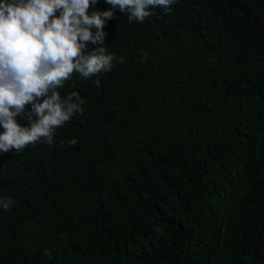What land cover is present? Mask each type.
I'll return each mask as SVG.
<instances>
[{"label": "trees", "instance_id": "16d2710c", "mask_svg": "<svg viewBox=\"0 0 264 264\" xmlns=\"http://www.w3.org/2000/svg\"><path fill=\"white\" fill-rule=\"evenodd\" d=\"M153 12L58 86L82 103L53 143L0 154V264H264V0Z\"/></svg>", "mask_w": 264, "mask_h": 264}, {"label": "clouds", "instance_id": "9594fccd", "mask_svg": "<svg viewBox=\"0 0 264 264\" xmlns=\"http://www.w3.org/2000/svg\"><path fill=\"white\" fill-rule=\"evenodd\" d=\"M105 2L107 10L89 12L98 0H0V154L41 138L53 143L55 130L81 111L79 93L62 96L56 89L74 72L89 78L111 71L117 57L104 45V26L117 9L129 23L143 22L153 9L167 13L179 0ZM88 42L99 46L89 49ZM13 204L0 197V208Z\"/></svg>", "mask_w": 264, "mask_h": 264}, {"label": "rangeland", "instance_id": "374dc122", "mask_svg": "<svg viewBox=\"0 0 264 264\" xmlns=\"http://www.w3.org/2000/svg\"><path fill=\"white\" fill-rule=\"evenodd\" d=\"M102 1H104V0H98V3H99V2H102Z\"/></svg>", "mask_w": 264, "mask_h": 264}]
</instances>
